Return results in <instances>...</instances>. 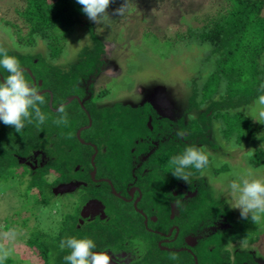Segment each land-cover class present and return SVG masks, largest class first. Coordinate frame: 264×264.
I'll list each match as a JSON object with an SVG mask.
<instances>
[{
  "label": "trees",
  "instance_id": "obj_1",
  "mask_svg": "<svg viewBox=\"0 0 264 264\" xmlns=\"http://www.w3.org/2000/svg\"><path fill=\"white\" fill-rule=\"evenodd\" d=\"M225 2L223 12L216 18L200 27L187 26L183 33L168 39L174 45L187 44L199 54L192 76L185 82L189 90L184 114L187 116L176 122L159 116L149 103L97 109L94 105L107 98V90L84 102V110L79 107L77 100H82L84 91L77 85L99 73L104 45L93 25L84 24L87 17L76 0H24L23 8L15 13L25 34L17 24L0 21L12 50L2 44L0 48L19 60L28 82L40 93L45 91L42 95L46 100L39 105L46 117L42 125L35 120L30 124L26 121L17 134L13 127L0 122V184L17 179L25 189V201L28 192L34 191V203L45 207L54 196V188L80 183L78 189L70 192L76 199L72 211L61 215L53 234L35 228L22 239L20 244L35 258V264H66L64 257L70 250L59 245L70 237L92 239L96 245L94 252L132 253L136 245L143 246L138 255L133 251L135 256L129 264H260L249 251L231 252L227 246L255 244L264 221L252 222L250 217L241 216L234 219L209 187L214 182L224 183L223 176L235 167L223 161L214 162L216 156L209 150L217 148L218 143L228 149L253 150L254 155L244 156L251 169L264 164V121L255 123L248 113L264 96V0ZM80 26L88 31L91 48H83L77 61L66 68L55 66L65 53L69 36ZM148 36L159 45L157 35ZM39 42L44 45L43 56L31 52ZM7 75L0 68V82ZM73 96L77 100L63 105ZM61 105L67 112V125L56 123L60 118L57 108ZM149 118L151 130L147 126ZM89 121L90 127L76 136ZM177 132H183V137L177 136ZM258 144L263 147H257ZM189 146L204 148L209 165L203 174L195 168L186 169L191 173L186 183L172 175L169 160L182 155ZM95 151V180L106 182L96 183L89 175ZM34 152L44 155L41 165L30 169L19 163L32 158ZM141 158L145 159L140 161ZM108 182L122 197L128 185L139 190L142 197L138 208L145 212L146 226L130 204L111 194ZM187 194L193 196L186 198ZM88 199L102 203L107 221L84 220L79 225L80 209ZM151 217L156 221L152 222ZM172 226L176 229L169 240L177 230L175 240L158 246ZM188 235L195 238L193 248L184 242ZM179 248L185 250H171ZM4 264L17 262L6 259Z\"/></svg>",
  "mask_w": 264,
  "mask_h": 264
},
{
  "label": "rangeland",
  "instance_id": "obj_2",
  "mask_svg": "<svg viewBox=\"0 0 264 264\" xmlns=\"http://www.w3.org/2000/svg\"><path fill=\"white\" fill-rule=\"evenodd\" d=\"M125 4V0H113L107 9L108 19L99 24L88 18L84 24H92L93 31L102 41L104 67L102 76L92 78V93L106 88L109 95L98 103L99 108L111 107L114 104L137 107L145 102L153 105L156 112L166 118L175 120L185 114L189 90L185 82L192 76L196 66L197 53L186 44L174 45L168 40L176 33H183L187 26L200 27L218 14L226 6L225 0H127V8L123 15H115V10ZM24 0H0V21L17 24L21 33L26 30L17 18L16 10L22 9ZM264 15V9L262 11ZM0 26V44L12 50L10 41ZM148 34L158 36V44L151 41ZM153 39V38H152ZM89 33L85 27H76L65 44V53L56 63L59 68H66L77 61L78 53L85 47L91 48ZM17 52H21L20 50ZM33 54L43 56L44 45L39 42ZM169 55H165V54ZM164 54V55H163ZM111 77V78H109ZM109 78V79H107ZM90 82V83H91ZM130 89V90H129ZM89 93H87V96ZM256 106L251 107L250 115L255 123L262 122ZM184 112V113H183ZM218 142H216L217 144ZM217 148L209 150L216 156L214 162H227L233 171L223 176L224 183L214 182L211 187L218 200L234 216L240 217V210L233 208L234 201L229 196L228 183L235 179L233 175L247 172L251 167L246 165L247 147L228 149L221 143ZM263 147L258 144L257 147ZM264 151V147L261 148ZM255 178L264 179V164L251 169ZM207 181V175H203ZM227 177V179H225ZM222 180V179H221ZM228 181V182H227ZM72 193V192H71ZM25 189L19 186L17 179L0 184V240L8 251L7 259L17 264H35V258L29 255L21 245L24 236L35 228L48 234L57 230L61 215L72 211L76 202L75 194L54 195L48 206L34 203V191L28 192L27 199L22 197ZM79 193L76 195V197ZM264 221L262 218L261 221ZM264 225V222H263ZM16 233L14 239H6L4 233ZM259 240L252 245H231V252L247 250L254 254L255 260L264 264V226L259 228Z\"/></svg>",
  "mask_w": 264,
  "mask_h": 264
},
{
  "label": "clouds",
  "instance_id": "obj_3",
  "mask_svg": "<svg viewBox=\"0 0 264 264\" xmlns=\"http://www.w3.org/2000/svg\"><path fill=\"white\" fill-rule=\"evenodd\" d=\"M82 6V11L86 17L96 24L109 18L107 9L113 0H76ZM127 8L125 4L115 10V15H123ZM0 68H3L8 75L0 82V122L5 126L15 129L20 134L25 127V122L44 124L46 117L41 112L39 105L46 103L44 95L40 90L30 84L26 79L19 60L15 56H10L6 49L0 48ZM258 111L259 118L264 119V96L259 98L258 109L253 110V114ZM60 118L57 125H67V112L63 105L57 108ZM183 132H177V136L183 137ZM248 156L254 155L253 150L247 151ZM173 166L172 175L188 183L190 172L188 168H195L203 174L209 165V155L204 148L189 146L185 148L182 155L173 156L169 160ZM236 178L228 183L229 196L234 201V207L240 210L243 219L251 218L252 222H259L264 218V179L255 178L253 170L249 169L245 173L233 174ZM227 179V177H225ZM180 205L177 199L176 206ZM14 231L4 233L6 239H14ZM60 248H67L69 254L64 257L66 264H111V257L103 252H94L96 247L92 239L75 237L66 238L60 241ZM9 253L0 245V264H4Z\"/></svg>",
  "mask_w": 264,
  "mask_h": 264
},
{
  "label": "flooded vegetation",
  "instance_id": "obj_4",
  "mask_svg": "<svg viewBox=\"0 0 264 264\" xmlns=\"http://www.w3.org/2000/svg\"><path fill=\"white\" fill-rule=\"evenodd\" d=\"M90 44H91V46H92V43L90 42ZM90 46V47H91ZM105 53V48H104V52L102 53V56H101V61H102V66L100 67V70H99V73L96 75V76H94V75H90L89 77H88V79H83V80H81V82L80 83H78V85H77V87H79V88H81V89H83V91H84V97L82 98V100H77V97H70V98H68V99H71V101H73V100H77V103H78V105H79V107L81 108V109H83L84 110V108H83V104H84V102H88V101H90V99H91V97L92 96H94L97 92H99V91H97V92H93L92 93V88L94 87V86H92L91 84H92V82H91V79L92 78H99V77H101L102 76V69H103V67H104V62H103V54ZM79 54V53H78ZM77 54V55H78ZM109 78H111V77H109ZM109 78H107V79H109ZM91 82V83H90ZM106 90V88H103V90H100V91H105ZM130 90V89H129ZM45 92V91H44ZM87 93H89V95L87 96ZM41 94H42V92H41ZM68 99H67V101H68ZM66 101V103L65 104H63V105H66V104H68V103H70V102H67ZM98 103H100V102H97L96 103V105H94L97 109H101V108H99L98 107ZM145 103H149V102H145ZM145 103H143V104H145ZM142 104V105H143ZM152 107H153V105L151 104V103H149ZM113 106V105H112ZM111 106V107H112ZM141 106V105H140ZM104 108H106V107H104ZM153 109L155 110V108L153 107ZM155 111H157V110H155ZM157 113V112H156ZM158 114V113H157ZM159 115V114H158ZM160 116V115H159ZM181 116H183V117H186L185 115H181ZM180 116V117H181ZM162 117V116H161ZM163 118H166V117H163ZM166 119H169V120H171V118H166ZM178 119V118H177ZM177 119H173V120H171V121H173V122H176L177 121ZM90 121H89V123H88V125H87V127H84V128H80L78 131H79V133L82 131V130H84L85 128H89L90 127ZM147 126H148V128L151 130V119L149 118L148 119V122H147ZM77 131V132H78ZM79 135V134H78ZM77 135V133H76V136H78ZM95 155H96V151L94 152V154L92 155V157H91V166H92V170H91V172L89 173V175H90V177H91V173L92 172H94V176H93V178H91V180L92 181H95L96 183H98V182H101V181H105L106 182V180L105 179H98V180H95V173H96V170H95V168H94V166H93V160H92V158L94 159V157H95ZM45 157H44V155H42V154H40L39 152H34L33 153V155H32V158H30L29 160H19V161H22L21 162V164H23V165H25V166H27V167H29L30 169H34L38 164L39 165H41L43 162H44V159ZM145 158H141L140 159V161H143ZM138 167V166H137ZM134 170H135V168H133ZM75 170H79V167H76L75 168ZM76 184H79L74 190H76V189H78L79 187H80V183H76ZM75 184V185H76ZM108 185H109V187H110V191H111V194H113L116 198H119V199H121L122 201H123V203H126V204H130L131 205V207L134 209V211L136 212V213H138L142 218H143V224L146 226L147 225V222H148V219H147V217H146V215H145V212L144 211H142L141 209H139L138 208V204H139V202L141 201V194H140V192H139V190L135 187V186H133V185H128L127 186V189H126V193H125V195H124V197H122L121 195H120V193H116L115 192V190L113 189V187L111 186V184H109V182H108ZM97 186H99V184L97 185ZM73 190V191H74ZM132 191V193L130 194V192ZM70 193V192H69ZM64 194H66V193H64ZM64 194H61V195H64ZM173 196L175 197L176 196V194L174 193L173 194ZM193 196V194H187L186 195V198H191ZM97 201L98 203H100V205H101V208L99 209V210H96V211H93V212H90V215L86 218V219H82V223L80 224L79 223V225H82L83 224V221L84 220H86V221H90V220H94V219H98V220H100V221H107V216H106V214L104 213V207H103V205H102V203L100 202V201H98V200H96V199H88L87 201H86V203L87 202H90V201ZM85 203V204H86ZM85 204H83L82 205V207H81V209L83 208V206L85 205ZM81 209H80V211H81ZM80 214V213H79ZM234 217V216H233ZM174 218V206H170V215H169V219H173ZM154 219V220H153ZM150 220L152 221V222H155L156 221V218L155 217H151L150 218ZM79 222V221H78ZM175 227L174 226H172V227H170L169 229H168V233L166 234V235H164V237H163V239L162 240H160V242L158 243V246H160L161 245V243H163V244H165V243H168V242H171V241H174L175 240V238H176V236H177V234H178V231L176 230V232H175V235L173 236V239L172 240H169V237H170V235L175 231ZM154 233H157L156 231H154ZM187 239H192L194 242H193V244L192 245H188L187 243H186V240ZM184 242L186 243V245L188 246V247H190V248H193L194 246H195V238L194 237H192V236H186L185 238H184ZM128 243V242H127ZM127 245V244H126ZM231 245H234V244H228V248H229V246H231ZM235 245H238V244H235ZM142 247L143 246H140L139 244L138 245H136L135 246V248L132 250V253L131 252H123V251H119V252H113V253H111V252H104V253H106V254H108L110 257H111V262L112 263H115V264H129V262L131 261V259H133L134 258V256L135 255H138V253H140L141 252V249H142ZM172 251H184L185 249H171ZM133 251H135L136 252V254L134 255L133 254ZM140 251V252H139ZM143 251V250H142ZM95 252H99V251H95ZM234 252V251H233ZM250 252V251H249ZM250 253H252V252H250ZM253 254V253H252ZM253 256H254V254H253Z\"/></svg>",
  "mask_w": 264,
  "mask_h": 264
},
{
  "label": "water",
  "instance_id": "obj_5",
  "mask_svg": "<svg viewBox=\"0 0 264 264\" xmlns=\"http://www.w3.org/2000/svg\"><path fill=\"white\" fill-rule=\"evenodd\" d=\"M40 83H38L39 85ZM44 92V91H43ZM42 92V93H43ZM71 99H68L67 102H70ZM50 103H51V100H50ZM79 134V131L77 132V135ZM93 160V158H92ZM22 161H19V163H21ZM94 176V172L91 173V178H93ZM79 184H66V185H59L57 186L56 188H54L52 190L53 194L54 195H61V194H64V193H69V192H73V190L78 186ZM132 193V191L130 192V194ZM101 208V205L100 203H98L97 201H90V202H87L83 208L81 209L80 211V218L81 220H79V223L81 224L82 222V219H86L89 215H90V212H93V211H96V210H99ZM93 210V211H92ZM100 211V210H99ZM154 220V219H153ZM193 240L192 239H187L186 240V243L188 245H192L193 244ZM104 253V252H103ZM108 255V254H107ZM111 264H115V263H112Z\"/></svg>",
  "mask_w": 264,
  "mask_h": 264
}]
</instances>
